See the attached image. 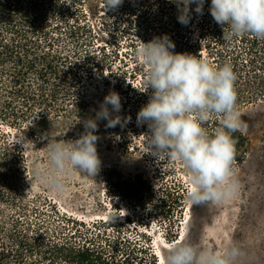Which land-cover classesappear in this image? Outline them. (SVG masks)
I'll return each mask as SVG.
<instances>
[{
	"label": "rangeland",
	"instance_id": "rangeland-1",
	"mask_svg": "<svg viewBox=\"0 0 264 264\" xmlns=\"http://www.w3.org/2000/svg\"><path fill=\"white\" fill-rule=\"evenodd\" d=\"M59 3L64 12L56 13L53 25L58 22L64 32L65 23L76 19L84 27L80 33L82 43L70 61L73 74L80 78L76 88L82 91L81 95L88 93V97L81 108L80 97L72 98L77 114L67 121L75 123L94 117L109 91L121 98L119 115L131 120L115 128H106V121L97 122L100 169L93 177L73 170L66 176L61 194H54L33 175L34 168L47 163L45 136L49 134H35L0 121V143L7 138L16 147L10 152L14 158L9 179L13 198L0 199V226L9 232L12 220H19L18 228H25L27 222L32 228L41 224L49 231L45 236L61 231L73 235L76 242L95 240L101 242L112 259L127 254L130 264H162L157 243L171 242L169 247L185 234L194 242L217 250L228 241H235L243 253L239 264H264V96L237 108L246 125L241 132L248 139V151L241 162L233 165L241 185L239 194L222 203L186 202L184 169L163 153L156 157L142 153L148 129L136 122L138 110L148 100V94L139 91L146 75L144 66L134 56L139 40L147 42L166 34L174 43L175 52L206 59L213 67L230 64L238 94L244 89V77L250 69L241 61L245 57L240 53L241 38H223V29L208 10L211 0H205L202 15L190 4L186 25L178 22L174 0H123L114 11H104L103 0ZM224 31H228L227 26ZM52 36L56 37L55 33ZM62 42L71 47L66 39ZM63 129L49 137L57 142L74 140L84 130L83 125L78 130ZM110 170L119 172L123 179L140 174L152 191L141 200L125 199L120 191L109 187ZM3 185L0 183V194L5 196Z\"/></svg>",
	"mask_w": 264,
	"mask_h": 264
},
{
	"label": "clouds",
	"instance_id": "clouds-1",
	"mask_svg": "<svg viewBox=\"0 0 264 264\" xmlns=\"http://www.w3.org/2000/svg\"><path fill=\"white\" fill-rule=\"evenodd\" d=\"M174 2L182 25L189 23L190 4L195 5L197 14H203L205 0ZM122 3L103 0V10L114 11ZM208 10L223 29L224 39L250 35L264 40V0H211ZM139 41L134 56L146 74L139 91L148 94L147 102L136 114L137 125L148 129L142 153L155 157L163 153L180 163L186 173L185 200L189 204L222 203L235 198L241 185L233 167L236 141L232 133L243 131L246 125L237 110L236 76L231 65L213 67L206 59L175 52L166 34ZM120 112L119 94L109 91L94 117L76 121L84 129L76 139L57 142L46 134L47 163L33 169L35 178L54 194H61L65 178L73 170L90 177L97 174L101 166L96 147L97 122L106 121V128L130 122L131 117H121ZM213 119L219 121V126L209 132L204 125ZM242 255L235 241L217 250L185 234L164 250L162 264H239Z\"/></svg>",
	"mask_w": 264,
	"mask_h": 264
},
{
	"label": "trees",
	"instance_id": "trees-1",
	"mask_svg": "<svg viewBox=\"0 0 264 264\" xmlns=\"http://www.w3.org/2000/svg\"><path fill=\"white\" fill-rule=\"evenodd\" d=\"M61 12L64 10L59 0H0V121L10 127L51 136L64 127L78 130L82 125L67 120L77 114L72 98L80 97L81 108L88 97L76 88L80 78L73 74L70 61L82 43L84 27L73 19V23H65L66 31L62 32L58 22L53 25L56 13ZM65 39L71 47L62 42ZM239 42L240 53L245 54L241 61L250 69L244 77V89L237 94V108L264 96V40L245 35ZM217 126V119L204 125L209 132ZM232 136L236 164L247 154L249 142L241 131ZM11 150L16 147L4 138L0 143V183L7 192L5 196L0 194L1 200L13 198L9 184L14 159ZM107 175L109 187L120 191L125 199L141 200L152 191L140 174L123 179L119 172L110 170ZM28 223L18 228L19 220H12L9 232L0 226V264H130L127 254L110 258L101 242L88 238L76 242L73 235L61 231L45 236V232L49 234L45 227L36 223L32 228Z\"/></svg>",
	"mask_w": 264,
	"mask_h": 264
},
{
	"label": "bare ground",
	"instance_id": "bare-ground-1",
	"mask_svg": "<svg viewBox=\"0 0 264 264\" xmlns=\"http://www.w3.org/2000/svg\"><path fill=\"white\" fill-rule=\"evenodd\" d=\"M175 241H177V240H174L172 243H174ZM165 243L166 244H164V243H157V254L159 255L161 261L163 259V252H162V250L168 248V245L167 244H169L171 242H165Z\"/></svg>",
	"mask_w": 264,
	"mask_h": 264
}]
</instances>
